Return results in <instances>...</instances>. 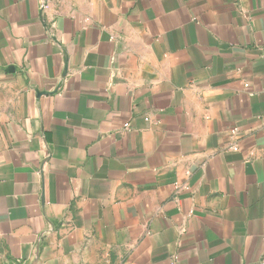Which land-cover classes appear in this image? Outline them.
<instances>
[{
  "label": "crops",
  "instance_id": "1",
  "mask_svg": "<svg viewBox=\"0 0 264 264\" xmlns=\"http://www.w3.org/2000/svg\"><path fill=\"white\" fill-rule=\"evenodd\" d=\"M0 264H264V0H0Z\"/></svg>",
  "mask_w": 264,
  "mask_h": 264
}]
</instances>
